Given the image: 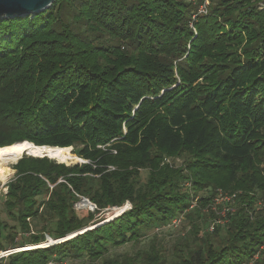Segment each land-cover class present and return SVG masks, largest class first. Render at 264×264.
<instances>
[{
	"label": "trees",
	"instance_id": "obj_1",
	"mask_svg": "<svg viewBox=\"0 0 264 264\" xmlns=\"http://www.w3.org/2000/svg\"><path fill=\"white\" fill-rule=\"evenodd\" d=\"M201 3L56 0L0 20V149L72 148L84 163L0 159L16 172L4 201L15 226L0 217V252L18 248L20 233L32 246L77 235L0 264H168L153 245L142 260L107 256L152 229L194 223V202L212 210L219 191L237 210L213 235L194 224L171 264L264 255V0H212L198 15ZM82 198L96 206L87 219L75 209Z\"/></svg>",
	"mask_w": 264,
	"mask_h": 264
},
{
	"label": "rangeland",
	"instance_id": "obj_2",
	"mask_svg": "<svg viewBox=\"0 0 264 264\" xmlns=\"http://www.w3.org/2000/svg\"><path fill=\"white\" fill-rule=\"evenodd\" d=\"M263 7H264V3H262L260 5V8H263ZM22 156L28 157L26 155H22ZM10 160L11 159H9L8 161H10ZM77 161L73 164L68 165V166H73L76 164H80V165L84 164L81 162L78 163ZM168 162L172 165H175L176 167H180L183 164V161L181 159H175L174 161L168 160ZM15 165H12L11 168L13 169V167ZM15 173L16 172L14 171V173H13L14 175H12L11 178L6 183L0 182V217L3 221H6L12 227L15 226V222H13L12 220H10L8 218V216L5 212V208H4V201H5V195L8 192L7 185L9 182H11L14 179ZM146 175H147L146 172H142V178L143 179L146 178ZM200 196H203V195H200ZM224 197H226V196H224ZM196 204H197V202L195 201L194 206H192L191 209L189 210V212H191V218L194 219V223L191 222V219H187L185 217V218H181L178 221H175L170 226L162 227L160 229H152L151 231H149L147 233V238L144 241H142L141 243H139L137 245H128V246H125L123 248L113 250L107 257H120L121 256V258H122L123 256H130V257H134V259L142 260L144 258L143 254L145 252H149L151 250V246L153 245L155 247V250L159 254H161L163 257H165L166 260H168V264H171V262L173 261L172 254H173V250H175V245L178 243H181L182 238L184 239V238L188 237L189 235H191L194 224L198 225L199 228L201 229L200 236L204 235V233H206V232L213 235L214 234L213 232H214L216 226H221V227L226 226L227 213L228 212L235 213V211L237 210V207H238L237 206L238 204L236 201L224 202L222 199H220V201H218V202L215 201V206H213L211 208L212 210L199 209L198 211H195V210H197ZM92 205L82 204L81 202L76 204L75 209H76L78 216L81 219H87L90 216V214H92L96 211L95 206H92ZM114 209L107 210V211L102 212L100 215H96L95 220H93L89 224V228L90 229L95 228L94 227L95 221L97 219L99 220V218H101V219L103 218L102 220L106 219L105 223H108V222L113 221L114 219H116L117 217H119L122 214V213H118V211L114 210ZM30 224L33 226L32 227L33 228L32 233L34 234L37 231L34 228V225L32 223H30ZM27 238H28V235H26V234L21 235V233H20L18 236V239H17V242H18V244L20 243V246L16 249H13V250L9 249L8 251H17V249L24 248V247L32 248V247H30V246H32V244L24 243L27 241ZM49 238H50L49 236H46V239H47L46 242H50ZM212 239H215V238L212 237ZM46 246H44V247L39 246L38 248H34V249L47 248ZM34 249H30V251L34 250ZM23 251L25 252L27 250H23ZM18 253H19V251H18ZM262 258H264L263 253H261L260 256H258V259L253 261L251 264H259L258 262ZM56 263L57 264H81L77 260H68V261L56 262Z\"/></svg>",
	"mask_w": 264,
	"mask_h": 264
},
{
	"label": "bare ground",
	"instance_id": "obj_3",
	"mask_svg": "<svg viewBox=\"0 0 264 264\" xmlns=\"http://www.w3.org/2000/svg\"><path fill=\"white\" fill-rule=\"evenodd\" d=\"M22 155H26L28 157H44V158H48L55 162L63 163L66 165L73 164L77 160L80 161V158L74 155L71 149H62V148H53V147H44V146L38 147V146L31 145L29 143H24L21 146H13V147H7V148L0 149V159H14ZM13 173L14 171L11 169H7V168L0 169V182L6 183L11 178V176L14 175ZM129 206H125L124 208H121V210H117L118 213H122V211H124L125 209L127 211ZM88 230H90V228H88ZM82 231H85V230H82ZM75 236L77 235L73 234L72 236H69L66 240H63L62 242L70 240L71 238ZM54 243H55L54 241L51 242V244H54ZM59 243H56V244H59ZM49 244H50L49 242H46L40 245L38 244L37 246H30L32 248H29V247L19 248L17 249V251L21 252L23 250H30V249L38 248L39 246L44 247L46 245H47L46 247H48L50 246Z\"/></svg>",
	"mask_w": 264,
	"mask_h": 264
},
{
	"label": "water",
	"instance_id": "obj_4",
	"mask_svg": "<svg viewBox=\"0 0 264 264\" xmlns=\"http://www.w3.org/2000/svg\"><path fill=\"white\" fill-rule=\"evenodd\" d=\"M55 1L56 0H0V20H3V19L11 20L14 18H23V17L43 13L49 8H51V6L54 4ZM72 150L73 149L71 148V151ZM60 164H63V163H60ZM80 202L82 204L92 205V203L86 198H82ZM114 210H121V208L120 209L115 208ZM124 212L125 210L122 211V214ZM72 235H69V236H72ZM49 241H50L49 245H54L59 242L62 243L63 240H58L56 242V240L49 238ZM52 241H54L55 243L51 244Z\"/></svg>",
	"mask_w": 264,
	"mask_h": 264
},
{
	"label": "built area",
	"instance_id": "obj_5",
	"mask_svg": "<svg viewBox=\"0 0 264 264\" xmlns=\"http://www.w3.org/2000/svg\"><path fill=\"white\" fill-rule=\"evenodd\" d=\"M191 1H195V0H191ZM201 1H202V3L200 5L198 15H208L209 7L211 5L212 0H201ZM195 18H196V16L194 17V19ZM224 196H226V197H224ZM220 199H222L224 202H232V201L234 202L236 200V196L235 195H232V196L225 195V193H223L222 191H219V195L216 198V202L220 201ZM126 206H129L127 211L132 209V205L130 203H127ZM125 211H126V209H125ZM262 249L264 250V246L262 247ZM16 253H18V251H2V252H0V259L8 258L9 256L14 255ZM258 256L259 255H256V257L254 258L253 261L257 260ZM50 264H57V263L51 262Z\"/></svg>",
	"mask_w": 264,
	"mask_h": 264
}]
</instances>
